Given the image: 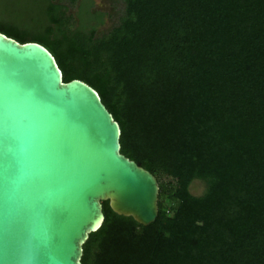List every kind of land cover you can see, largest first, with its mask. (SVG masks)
Masks as SVG:
<instances>
[{
    "label": "trees",
    "instance_id": "1",
    "mask_svg": "<svg viewBox=\"0 0 264 264\" xmlns=\"http://www.w3.org/2000/svg\"><path fill=\"white\" fill-rule=\"evenodd\" d=\"M121 1L98 35L91 0H0V32L93 87L158 181L146 226L101 202L82 264H264V0Z\"/></svg>",
    "mask_w": 264,
    "mask_h": 264
},
{
    "label": "water",
    "instance_id": "2",
    "mask_svg": "<svg viewBox=\"0 0 264 264\" xmlns=\"http://www.w3.org/2000/svg\"><path fill=\"white\" fill-rule=\"evenodd\" d=\"M120 132L98 92L63 81L45 46L0 32V264H82L102 201L155 220L158 181L120 152Z\"/></svg>",
    "mask_w": 264,
    "mask_h": 264
},
{
    "label": "rangeland",
    "instance_id": "3",
    "mask_svg": "<svg viewBox=\"0 0 264 264\" xmlns=\"http://www.w3.org/2000/svg\"><path fill=\"white\" fill-rule=\"evenodd\" d=\"M92 9L99 10L106 13L105 21L102 25L98 26L97 34L106 32L118 19L119 15L122 12L123 4L121 0H91ZM70 12H75V7L70 9ZM162 181L170 180L166 175L161 177ZM205 184L200 179H194L189 185L190 192L199 196L205 192Z\"/></svg>",
    "mask_w": 264,
    "mask_h": 264
}]
</instances>
